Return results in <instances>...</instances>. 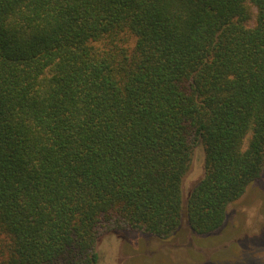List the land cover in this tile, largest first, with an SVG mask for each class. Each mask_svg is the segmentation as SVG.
Segmentation results:
<instances>
[{
  "label": "trees",
  "instance_id": "16d2710c",
  "mask_svg": "<svg viewBox=\"0 0 264 264\" xmlns=\"http://www.w3.org/2000/svg\"><path fill=\"white\" fill-rule=\"evenodd\" d=\"M263 171L264 0H0V264L215 231Z\"/></svg>",
  "mask_w": 264,
  "mask_h": 264
},
{
  "label": "rangeland",
  "instance_id": "374dc122",
  "mask_svg": "<svg viewBox=\"0 0 264 264\" xmlns=\"http://www.w3.org/2000/svg\"><path fill=\"white\" fill-rule=\"evenodd\" d=\"M196 152L184 182L186 196L203 175L202 147ZM97 251L98 264H264V171L228 205L215 231L197 233L184 216L170 238L113 230L99 237Z\"/></svg>",
  "mask_w": 264,
  "mask_h": 264
}]
</instances>
